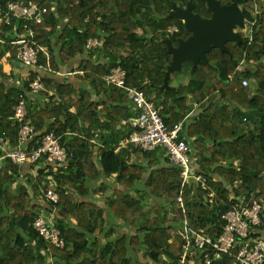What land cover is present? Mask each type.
<instances>
[{
    "label": "trees",
    "instance_id": "16d2710c",
    "mask_svg": "<svg viewBox=\"0 0 264 264\" xmlns=\"http://www.w3.org/2000/svg\"><path fill=\"white\" fill-rule=\"evenodd\" d=\"M218 1L241 6L245 19L255 21L253 40L243 28L241 42H227L230 52L213 47L205 60L194 64L187 59L180 70L168 75L173 63L168 42L178 47L181 40L193 36L173 15L174 7L192 4L194 13L210 19L207 0H0L4 14L14 2L47 9L41 23L12 19L0 27V38L5 40L0 45V137L16 144L20 124L14 116L20 94L40 78L45 89L30 101L27 118L37 132L31 145L54 131L61 144L75 153L57 174L43 162L35 164L36 176L25 172L26 164L1 162L0 264H151L142 255L156 264H181L185 239L180 232L185 220L217 237L225 229L229 210L250 206L256 199L263 201L264 228V0ZM173 25L180 31L170 35ZM21 35L47 48L50 59L40 52L41 66L29 67V77L17 82V74L3 66L7 59L13 64L20 61V45L12 42ZM92 37L99 38L101 45L88 50ZM78 56L80 65L70 69ZM117 66L127 71L129 84L161 107L170 128L192 113L181 137L191 145L194 168L206 177V186L183 187L181 169L162 149L142 152L149 167L126 161L135 151L120 144L136 129L122 120L135 111L125 91L104 80ZM67 68L82 72L76 75L82 81L79 92L74 83L62 80L59 73ZM243 79L249 80L247 86ZM94 94L105 95L107 101L94 100ZM94 129H101L99 143L93 142ZM51 181L57 184L58 203L45 197ZM108 189L110 195L96 198ZM181 190L187 213L178 205ZM143 193L155 200L149 216ZM45 212L54 213V224L66 240L64 249L49 245L37 233L33 224ZM117 221L132 231L111 238L117 231L104 224ZM103 229L105 241L92 236ZM233 261L234 256L223 254L212 264Z\"/></svg>",
    "mask_w": 264,
    "mask_h": 264
},
{
    "label": "built area",
    "instance_id": "2783aa9c",
    "mask_svg": "<svg viewBox=\"0 0 264 264\" xmlns=\"http://www.w3.org/2000/svg\"><path fill=\"white\" fill-rule=\"evenodd\" d=\"M46 8H41L38 4L26 5L23 2L10 4L9 12L4 14L0 4V27L4 21L11 24L12 19L35 21L41 23ZM250 27L247 36L253 40V30L255 21L246 20L244 29ZM176 25L168 29L170 35L179 32ZM5 40L0 38V45ZM19 46L18 59L26 67H36L39 65L40 52L45 53L50 59L47 48L39 46L28 38H22L15 42ZM101 45L97 37L88 39L87 49L93 50ZM242 69V66L239 67ZM82 73V72H81ZM233 79V75L229 76ZM104 80L110 86L121 88L125 91L128 100L133 105L135 115L130 119L122 120V124L135 128L128 138L121 142L120 147L129 151H157L162 149L166 152L171 162L181 169L182 185H193L199 187L206 186L207 179L201 173H196L193 162V151L191 145L181 135L185 131L186 124L190 121L192 113L188 114L182 121L170 128L161 115L159 107L146 93L137 86L128 83L127 71L122 66L113 68ZM243 84H249L248 79H243ZM45 86L40 78L31 81L28 89L20 94L19 104L16 107L14 119L20 124V130L15 145L10 144V140L0 137V165L5 159L25 165L46 163L52 166L53 174H57L61 166H66L70 159L75 157V153L61 144L60 136L54 131L46 132L37 144L31 145L36 139V127L27 122L29 117L30 101L39 95ZM101 129H94L93 142H98ZM131 156H126V161H130ZM50 171V170H49ZM57 184L51 181L50 186L45 190V197L51 203L60 201V194L57 191ZM178 205L187 213L188 209L183 196V190L178 197ZM263 201L254 200L250 206L235 207L225 215L226 226L219 236L204 234L202 231L193 228L188 220L182 224L181 234L185 239V251L181 264H197L196 258L202 261L199 264H212L214 261L222 259L223 254L234 256L231 264H264V239L258 236V230L262 227ZM37 233L51 246L59 249L66 247V240L62 231L57 228L45 213H42L34 222ZM257 235V236H254ZM203 256V257H202ZM202 257V258H201Z\"/></svg>",
    "mask_w": 264,
    "mask_h": 264
},
{
    "label": "water",
    "instance_id": "95a60500",
    "mask_svg": "<svg viewBox=\"0 0 264 264\" xmlns=\"http://www.w3.org/2000/svg\"><path fill=\"white\" fill-rule=\"evenodd\" d=\"M208 7L212 11L210 19H203L194 13L193 5L189 4L185 9L174 7L173 15L184 21L193 36L187 41L181 40L178 47H174L169 41V52L173 55V63L168 75L182 68L183 62L190 59L197 64L199 60H205L206 54L213 48H220L223 52H230L228 41H242V35L237 32V27L246 25L243 8L239 5H222L218 0H207ZM157 253L152 252L155 257Z\"/></svg>",
    "mask_w": 264,
    "mask_h": 264
},
{
    "label": "crops",
    "instance_id": "0c3cea01",
    "mask_svg": "<svg viewBox=\"0 0 264 264\" xmlns=\"http://www.w3.org/2000/svg\"><path fill=\"white\" fill-rule=\"evenodd\" d=\"M142 29H140L139 30V32L140 33H142ZM20 38H24V36H19ZM80 61H81V56H78V57H76L75 59H74V61H73V63L70 65V69H76L79 65H80ZM4 71H6V72H11L12 70H13V72L14 73H16L20 78H22V79H24V80H26L28 77H29V67L27 68V67H25L20 61H18V62H15L14 64L10 61V59H7V60H5V62H4ZM31 68H33V67H31ZM64 72L63 73H59L60 74V76H61V78H62V80H67V81H69V82H72V83H74L75 85H76V87H77V91L79 92V86L80 85H82V81H81V79H80V77L79 76H76V75H83L81 72L79 73V74H76V73H72V72H69L68 71V68L67 69H64L63 70ZM176 80V79H175ZM178 80H176V82H177ZM78 97H79V95H77L76 96V98L74 99V101L76 102L77 101V99H78ZM100 97H102L104 100H106L107 101V98H106V96L105 95H102V96H100ZM100 97H98L96 94H94V96H93V99L94 100H98ZM74 102V103H75ZM99 109L101 110V111H103V109H105L104 108V105H101V106H99ZM72 111L73 112H75L76 111V108H75V106H73L72 107ZM104 113V112H103ZM160 153V152H159ZM131 160L130 161H128L129 163H133V162H135V161H140V162H142V163H144V164H146L148 167H149V161L148 160H146L144 157H143V153L141 152V151H135V152H133V153H131ZM38 165L36 166L35 164H26L25 165V172H30V174H33V176H36V173H37V171H38ZM150 168H153V167H150ZM151 171V170H150ZM101 182H99V184H100ZM138 186H140V185H138ZM138 188H142V187H138ZM101 194L102 195H105L104 193H99V194H97L96 196L98 197L97 199H102L103 197H101ZM144 194H146V193H143V195ZM145 196V198L146 197H148L147 196V194L146 195H144ZM149 198V197H148ZM41 201V200H40ZM43 201V200H42ZM101 202V201H100ZM102 203V202H101ZM110 231H111V229H110ZM124 231H126L125 229H124ZM124 231H122V232H124ZM258 235H260V237L261 238H263L264 239V228H260L259 230H258ZM105 238V237H104Z\"/></svg>",
    "mask_w": 264,
    "mask_h": 264
},
{
    "label": "rangeland",
    "instance_id": "374dc122",
    "mask_svg": "<svg viewBox=\"0 0 264 264\" xmlns=\"http://www.w3.org/2000/svg\"><path fill=\"white\" fill-rule=\"evenodd\" d=\"M253 13L254 14H258V11L257 10H255V11H253ZM250 27L248 26L247 27V29H244V32L246 33V35L249 33V29ZM237 32H239L240 33V31H241V28L240 27H237ZM4 67V66H3ZM5 69V68H4ZM16 77H19L18 75L16 76ZM182 77H179L178 79H181ZM17 79V82H19V80L20 81H24V79H22V78H16ZM15 79V80H16ZM13 79H11V81H12ZM178 82V81H177ZM177 82H173V84L174 85H176L177 84ZM21 180H25V178H21ZM14 186H15V184H14ZM112 193V190L111 189H108L107 190V192L105 193V195H110ZM105 195H102L101 194V197H104ZM96 198H98L97 196H96ZM103 199V198H102ZM145 201H146V211H147V215L149 216L151 213H149V211H151V209H152V207H153V205L155 204V200L152 198V197H146L145 198ZM45 214L48 216V218L51 220V221H53L54 222V213L53 214H50V213H48V212H45ZM169 218L171 219V218H173V211H172V208L171 207H169ZM104 227L105 228H109V229H114V230H116L117 231V233L116 234H113L112 236H111V238H114V237H116V236H118L122 231H124V227H123V224H121L120 222H115V223H105L104 224ZM126 231H128V229H125ZM109 231V230H108ZM132 230H129L128 232H131ZM106 232V231H105ZM105 232H104V229H103V232H100L99 230H97V232H95L92 236L93 237H96V238H98L99 240H101V241H105L106 239L104 238V236H105ZM65 258L63 257V260H64ZM142 259H143V261L145 262V263H147V262H149V263H151V264H156V260H154V259H152V258H150V257H146V256H144V255H142Z\"/></svg>",
    "mask_w": 264,
    "mask_h": 264
},
{
    "label": "flooded vegetation",
    "instance_id": "af4514ba",
    "mask_svg": "<svg viewBox=\"0 0 264 264\" xmlns=\"http://www.w3.org/2000/svg\"><path fill=\"white\" fill-rule=\"evenodd\" d=\"M241 29H243V28H241Z\"/></svg>",
    "mask_w": 264,
    "mask_h": 264
}]
</instances>
